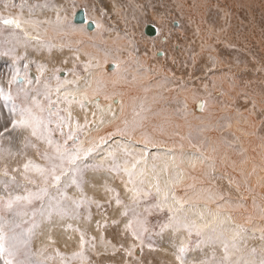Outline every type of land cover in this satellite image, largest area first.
<instances>
[{"label":"rangeland","instance_id":"1","mask_svg":"<svg viewBox=\"0 0 264 264\" xmlns=\"http://www.w3.org/2000/svg\"><path fill=\"white\" fill-rule=\"evenodd\" d=\"M28 2L46 4L47 7L37 8L31 15L27 10L21 14L18 7L20 0H0V83H6L10 74L19 69L21 82L25 74L31 78L33 84L30 87L40 90L41 100L46 107L43 92L45 83L48 84L51 100L55 104L53 111L58 108L65 114L64 109L68 108L74 120L83 126L79 135L82 146L87 149L99 145L84 159L87 167L82 170L84 191L103 205L101 208H97L96 204L85 205L75 219L65 217L61 220L55 217L56 220L46 221L45 234L38 233L30 244L31 250L38 253L36 258L43 260L52 257L47 264L61 260L53 248L56 243L65 258H70L73 252L79 250L80 233L76 231L77 228L88 236L97 237L94 249L85 246L89 264L104 254L112 259H107L108 262L104 257L100 261L99 257L100 262L94 264H175L174 257L168 258L164 253L174 255L178 239L188 245L189 254L194 249L198 250L197 257L193 255L191 261L221 257L222 246L209 239L213 225L202 229V235L195 231L189 235L185 230H180L176 235L177 232H172L174 230H162L160 226L167 222L169 208L175 206L173 194L175 200L191 205L185 208L189 221H194L197 213L204 210L205 203L212 213L217 209L222 213V209H226L239 214L243 208L247 211L246 205H250L252 200L260 202L257 194L264 199V188L256 189L255 183H250L251 178H261L264 183V0ZM79 8L86 11V20L93 21L94 28L88 29L86 23L74 22L76 9ZM5 17L20 19L21 28L5 25ZM146 24L157 28L155 35L145 33ZM89 64L103 68L105 73L114 71L118 67H115L116 64H122L123 74L115 83V92L109 93L111 89L105 84L98 87L102 91L109 88L107 95H111L112 100L106 97L107 91L103 94L93 89L98 83L93 84V88L90 82L78 85L79 81L83 83ZM226 82L229 90L237 91L236 98L232 94L222 95ZM58 85L61 86L59 94L56 91ZM80 89L82 96L78 95L76 99L70 97V105L63 100L65 95L73 96V92ZM187 95L190 99L207 96L214 106L209 107V104L208 112L212 108V113L216 115H197L200 111L191 110V104L185 98ZM92 98L99 106L95 104L96 101L87 102ZM107 99L115 108L103 115L100 107L105 106V101L110 103ZM80 102H83V107ZM123 106L128 107L124 109ZM201 106L197 102L195 109ZM189 111L193 115L192 125ZM9 115L8 108L0 102V124ZM101 138L107 143H101ZM117 145L128 147L146 159L138 167L135 177L137 187L141 189L137 211L144 213L149 227L144 234L143 244L124 234L125 218L116 211L114 199L108 202L115 193H119L124 203L130 204L133 195L129 191L133 185L128 183L127 176L111 171L110 161L106 159V154L113 150H116L118 157L122 155ZM38 148L43 152L45 145L38 144ZM195 152L203 154L204 162L201 168L195 166L193 169L190 161L194 159ZM27 154L38 158L34 149H27ZM170 156H174L176 161ZM23 159L21 156H5L0 161V168L6 164L11 172L12 168L22 164ZM99 163L105 167L96 168L95 165ZM165 164L168 165L167 170ZM141 168L144 170L143 177L139 176ZM3 179L0 177V181ZM140 179H143V184L139 183ZM157 179L161 189L159 194L155 187ZM106 188L114 189L115 193L106 192ZM4 192V185L0 182V195ZM75 192L76 189L72 188L68 194L71 196ZM164 192L169 193L166 202ZM209 192L212 199L206 200L204 197ZM220 196H223V201L219 200ZM157 203L161 204L160 208L154 207ZM256 207L258 209L259 205ZM89 214L90 220L86 219ZM224 217L226 235L231 237L240 225ZM102 218H107L108 223L97 228L96 222L103 223ZM112 220L120 223L113 224ZM61 229L66 235L57 237ZM101 235L104 243L100 242ZM48 236H51V243ZM133 244L135 248L131 247ZM246 246H249L248 241L242 245V249ZM251 248L254 247L250 246L244 253H251ZM129 249L131 256L127 252ZM255 249L258 256L263 252L259 245ZM156 257L160 259L158 262H155L158 260ZM79 261L73 259L71 264H80ZM57 263L61 264V261Z\"/></svg>","mask_w":264,"mask_h":264},{"label":"snow or ice","instance_id":"2","mask_svg":"<svg viewBox=\"0 0 264 264\" xmlns=\"http://www.w3.org/2000/svg\"><path fill=\"white\" fill-rule=\"evenodd\" d=\"M18 7L21 14L27 10L31 15L37 8L47 7V5L29 4L28 0H20ZM3 23L14 26L15 29L21 28V20L17 18L5 17ZM10 35L14 36L15 33H10ZM24 35L27 36L28 33L25 32ZM39 82L38 80L37 83ZM32 84L33 80L26 74L24 81L21 82L19 69L10 74L6 83H0V102L8 108L10 113L8 118L0 124V161L5 156L24 158L22 164L12 168L11 172L6 164L0 168V177L4 178L0 182L5 188L4 194L0 195V262L2 264H47V261L52 257H45L43 260L37 259L38 253L33 252L30 247L31 241L38 233L44 234L45 222L51 221L54 217L75 219L79 216L81 207L85 205L96 204L97 208L103 207L84 191L85 182L82 170L87 167L84 159L90 156L99 145L85 149L79 140V135L83 131V126L79 121L74 120L68 108L64 109L65 114H62L58 108L53 111L55 104L51 100V92L48 90L47 83L44 85L45 91L43 92L47 107L41 100L40 90L31 88ZM14 85L18 86L14 89ZM25 85L29 87H25ZM60 88L61 86L58 85L57 94H59ZM70 97L74 99L71 94L63 97V100L69 105ZM80 103L83 107V102ZM136 115L139 116V113ZM127 123L125 121L126 125ZM41 143L45 145L43 152L38 148V144ZM101 143L106 144L107 141L101 138ZM145 147H147V143ZM29 148L35 150L37 159L27 154ZM117 149L122 153L120 157L117 156L116 150H113L106 154V159L110 161L111 171L127 176L128 183L133 185L129 189L133 195L130 198L131 203L125 204L119 193H115L114 189L106 188V192L115 193L108 202L111 203L114 199L117 205L116 211L125 218L123 222L124 234L143 244L144 234L148 232L149 227L147 217L144 213L137 211L141 189L137 187L135 177L138 167L142 162H146V159L142 154H136L123 145H117ZM202 155V153H193L194 159L190 161L192 167L196 166V161ZM153 159H157V157H153ZM172 159L175 160V157L173 156ZM95 167L103 168L105 165L99 163ZM155 167L153 165V169ZM167 167L168 165L165 164V170ZM143 175L144 170L141 168L139 176L143 177ZM139 183L143 184V179H140ZM155 187L159 194L161 189L158 179ZM72 188H75L76 192L70 196L68 193ZM148 194L150 193H145V195ZM168 196L169 193L164 192L165 202ZM204 198L211 200L212 193L209 192ZM223 199V196L219 197V200ZM173 200L175 206L169 208L170 214L167 222L161 224V229L177 232L185 230L189 235L195 231L198 235H202V229L194 221H189L185 213V208L191 205L175 200L174 194ZM154 207L160 208L161 204L157 203ZM217 207L219 208V202H217ZM204 209L198 213V216L204 219L206 212L207 215L212 216L210 223H213V227L210 229L209 239L222 246L223 255L219 258L189 261V247L184 241L178 239L174 251L175 264H264V252L257 256L255 248L251 249V253L248 254L240 249L238 241L241 238V231H246V229L237 226L239 230L234 231L229 237L224 229L225 220L219 219L222 213L217 211L213 214L207 203H205ZM86 219L90 220L91 215L89 214ZM102 219L103 223L96 222L97 228L107 225V218ZM111 222L113 224L120 223L117 220ZM76 231L80 233L78 251L73 252L70 258H65L59 249L55 250L56 255L61 257V264H71L73 259H79L83 264L87 260L85 246L93 249L96 247L97 237L88 236L85 231L79 228ZM99 239L101 243H104L102 235ZM48 240L50 243L52 242L51 236H48ZM121 247L123 246L121 245ZM131 247L135 248L136 245L133 244ZM43 251L41 250V252ZM127 252L129 256L132 255L131 249Z\"/></svg>","mask_w":264,"mask_h":264},{"label":"bare ground","instance_id":"3","mask_svg":"<svg viewBox=\"0 0 264 264\" xmlns=\"http://www.w3.org/2000/svg\"><path fill=\"white\" fill-rule=\"evenodd\" d=\"M85 11V10H84ZM86 12V11H85ZM86 15V14H85ZM74 19V18H73ZM93 22V21H92ZM76 23H78V22H76ZM79 23H86V26H87V20H85L84 22H79ZM26 25V24H25ZM29 25H31V24H29ZM147 25V24H146ZM154 26V25H153ZM146 27V26H145ZM145 27H144V30H145ZM88 28V27H87ZM93 28H94V26H93ZM154 28H155V31H154V34H150V33H147V32H145L146 34H148V35H155V33L157 32V28L154 26ZM89 29V28H88ZM163 53V52H162ZM161 55V54H160ZM81 60H83V58L81 57L80 58ZM87 64V63H86ZM122 64H120V66L119 65H117L116 64V66L115 67H117L114 71H110V73H105V72H103L102 71V69L103 68H99L98 69V67H92L90 64L89 65H87L88 67H87V69H88V73H87V75H86V77L83 79V83H81L80 81H79V83H78V85L79 86H82V85H84V84H86L87 82H90V86L93 88V84H97L98 83V85L96 86V87H94L93 89H95L96 91H101L102 93L104 92V91H107V90H104V91H102L101 89L102 88H98L99 86H102L103 84H105V85H107L111 90L109 91V88H108V91H109V93H111V92H115V90H114V87H115V83H116V81H118L120 78H121V73L123 74V72H122V66H121ZM124 66V65H123ZM125 68H127V66H125ZM124 70V69H123ZM124 71H126V69L124 70ZM61 73H63V72H61ZM32 76H35L33 73H32ZM83 76V75H82ZM66 81L67 80H65V83H66ZM64 83V84H65ZM67 83H69V81L67 82ZM75 83V82H74ZM74 86V85H73ZM225 87H226V89L225 90H223L222 91V95L224 96V94L225 95H227V96H229V95H231L232 94V96H235L236 95V90H233V92L231 91V90H229L230 89V87H229V84L226 82V84H225ZM224 88V87H223ZM108 91L106 92V97L109 95H107V93H108ZM81 92H82V90L80 89V90H77L76 92H73V96L72 97H74V99H76L77 97H78V95H80V96H82L81 95ZM101 92H99V93H101ZM218 92V91H217ZM103 94H105V93H103ZM133 94V93H132ZM101 95V94H100ZM112 95H114V94H112ZM206 95V94H205ZM111 96V95H110ZM110 96H108L109 98H111ZM129 96V95H128ZM105 97V98H106ZM113 97V96H112ZM127 97V96H126ZM200 97V99H194V98H192V99H190V97L187 95V96H185V98H188L187 99V103H190L191 104V110H193V108H194V110H199L200 111V113H196V112H194V113H196L197 115H199V114H206V116H208V115H211V116H215L216 114H213L212 113V108H211V111L210 112H208V105L210 104L209 102H211V101H209L210 99H208V97L207 96H199ZM105 98H104V100H105ZM235 98H236V96H235ZM82 99V98H81ZM114 99V98H113ZM90 100H93V102H95L96 100L95 99H88L87 100V102H90ZM108 100V99H107ZM110 100H112V98L110 99ZM110 100H108V101H110ZM230 100V99H229ZM107 101V102H108ZM198 103H200V104H202V106H201V108L200 109H195V105H196V103L197 102ZM85 102H86V100H85ZM193 102H194V104H193ZM98 103H100V102H98ZM95 104L96 105H98L97 104V101L95 102ZM112 102L110 101V103H106V101H105V106L104 107H100V111H101V113L103 114V115H105L106 114V111H108V110H110V109H112L113 107L115 108V106H112ZM194 106H193V105ZM212 104H210L209 105V107L211 106ZM99 106V105H98ZM213 106V105H212ZM124 107V109L125 108H127L128 106H123ZM214 107V106H213ZM193 110V111H194ZM190 113V115H189V118H190V124L192 125V117H193V115H192V111H189ZM125 114V113H124ZM127 114V113H126ZM97 119V118H96ZM120 119V118H119ZM175 119V118H174ZM99 120V119H98ZM124 121V120H123ZM187 122V121H186ZM189 123V122H188ZM115 124V123H114ZM181 124V123H180ZM179 124V125H180ZM184 124V123H183ZM237 125V124H236ZM235 125V126H236ZM172 126V125H171ZM183 126V125H182ZM175 128V127H174ZM185 129V128H184ZM232 129V128H231ZM179 130V129H178ZM187 133V132H186ZM245 137H247V136H245ZM251 137V136H250ZM243 141H244V139H243ZM250 142V141H249ZM264 149V148H263ZM256 151V150H255ZM199 152V151H198ZM196 153V152H195ZM217 153V152H216ZM237 153V152H236ZM180 156V155H179ZM262 156V155H261ZM260 156V157H261ZM170 157H172V156H170ZM226 157V156H225ZM254 157V156H253ZM173 160V159H172ZM214 160V159H213ZM218 160H220L219 158H218ZM225 160V159H224ZM256 160V159H255ZM176 161V160H175ZM201 161H203L204 162V159L202 158V157H200L197 161H196V166H199L200 168H201ZM210 161V160H209ZM226 161V160H225ZM178 162V161H177ZM244 162V161H243ZM251 162V161H250ZM232 163V162H231ZM261 163H262V161H261ZM227 164H229V163H227ZM211 165V164H210ZM233 166V165H232ZM253 166V165H252ZM206 167V166H205ZM193 168V167H192ZM206 168H208V167H206ZM244 168V167H243ZM253 168V167H252ZM194 169V168H193ZM199 169V168H198ZM190 170V169H189ZM200 170V172H202V170L201 169H199ZM234 170V169H233ZM237 170H238V168H237ZM256 170V169H255ZM259 170V169H258ZM263 170V169H262ZM184 171V170H183ZM204 171H206L205 169H204ZM182 172V171H181ZM256 172V171H255ZM205 173V172H204ZM208 173V172H207ZM206 173V174H207ZM185 174V173H184ZM183 174V175H184ZM203 174V173H202ZM263 174V173H262ZM180 175V174H179ZM247 175H248V171H247ZM189 176V175H188ZM256 176V175H255ZM210 177V176H209ZM230 177V176H229ZM248 177H249V175H248ZM167 178V177H166ZM231 178V177H230ZM184 179H186V178H184ZM244 179V178H243ZM192 180V179H191ZM262 180L263 179H261V178H251L250 179V183H255L254 184V186L256 187V189H262V188H264V185L262 186ZM186 181V180H185ZM194 181V180H193ZM244 181V180H243ZM199 182H200V180H199ZM170 183V182H169ZM187 183V182H186ZM191 183V182H190ZM204 183V182H203ZM264 184V183H263ZM186 186H189L188 184L186 185ZM259 190V191H260ZM262 191L264 192V189H262ZM182 193V192H181ZM243 193V192H242ZM180 194V193H179ZM255 195V194H254ZM172 197V196H171ZM246 197V196H245ZM249 197V196H248ZM256 197V196H255ZM105 198V197H104ZM250 199V198H249ZM252 199V198H251ZM257 199L258 200H260V202L259 203H257V202H254L253 200L250 202V205H249V203L246 205L247 207V211L245 212V210H244V208H243V210H241V212L239 211V214H238V212H236V213H233V212H231L230 210H228V211H226V209L224 210V209H222V211L223 212H225V214H222L220 217H219V219H222L224 216H226L227 217V220H229V222L230 221H234V222H236V224H239L240 226H242V228L243 229H246V231H242L241 232V238L239 239V241H238V245H239V247L241 248V250L243 251V252H245V251H248V248L250 247V246H252V247H254V248H256V246H261L262 247V250H263V252H264V212L263 213H261V210L263 209V207H264V199H262L261 198V195H259V194H257ZM172 200H173V198H172ZM255 200V199H254ZM221 201H223V200H221ZM171 202H174V201H171ZM198 203V202H197ZM174 203H172V205H173ZM196 204V203H195ZM240 204V203H239ZM199 205V204H198ZM257 205H259V208L257 209ZM221 206H222V204H221ZM224 206H226V204L224 205ZM195 207V206H194ZM209 207V206H208ZM198 208V207H197ZM205 210V209H204ZM264 210V209H263ZM196 211H197V209H196ZM217 211H219L220 213H221V211L219 210V209H217ZM216 211V212H217ZM216 212H214L213 214H215ZM222 212V213H223ZM228 212V213H227ZM197 213V212H196ZM199 213V212H198ZM198 213H197V217L195 216V220H194V222L196 223V225H198L201 229H204V230H206L205 228H206V225H207V228H208V226H212L213 225V223H210V221H212V216H209V215H207V212H206V216H205V218H204V220L203 219H201V218H199V216H198ZM230 217V219H228ZM55 218V217H54ZM225 218V217H224ZM60 219V218H59ZM55 220H56V218H55ZM62 220V219H61ZM54 221V220H53ZM48 224V223H47ZM46 224V225H47ZM235 224V223H234ZM173 233H176L177 231H172ZM171 233V232H170ZM44 234H45V232H44ZM169 234V233H168ZM172 234V233H171ZM43 235V234H42ZM53 235V234H52ZM66 235V232L63 230V229H61L60 230V232H58V235H57V237H60V236H65ZM167 235V234H166ZM176 235H178V232L176 233ZM39 236H41V235H39ZM164 236V235H163ZM162 236V237H163ZM165 237V236H164ZM176 237V236H175ZM161 238V237H160ZM61 239V238H60ZM168 239V238H167ZM173 239V238H172ZM185 239V238H184ZM187 239V238H186ZM168 240H170V239H168ZM175 240V239H174ZM34 241H36V240H34ZM79 241V240H78ZM176 241V240H175ZM248 241V245L249 246H246V247H244V249H242V245L244 244H246V242ZM166 242V241H165ZM163 243V242H162ZM170 243H172V242H170ZM172 245V244H171ZM31 246V245H30ZM164 247V246H163ZM55 250L57 249V243L54 245V247H53ZM70 248H72V247H70ZM70 248H68V250L70 249ZM173 248V247H172ZM175 248H176V245H175ZM260 248V247H259ZM258 248V249H259ZM159 249V248H158ZM252 249V248H251ZM261 249V248H260ZM101 250V249H100ZM100 250H97V251H100ZM142 251H143V248H142ZM146 251V250H145ZM163 251V250H162ZM197 251L198 250H192V253L191 254H188V259H189V261H191V257H193V255H196L197 254ZM210 251V250H209ZM209 251H208V253H209ZM159 252V251H158ZM157 252V253H158ZM169 252V251H168ZM162 253V252H161ZM199 253H200V251H199ZM207 252L205 253V254H208ZM172 254V253H171ZM158 255V254H157ZM156 255V256H157ZM161 255V254H160ZM164 255H167L168 256V258L169 257H174V255H170V253L169 254H167V252H166V254L164 253ZM200 255V254H199ZM71 256V255H70ZM98 256H99V254H98ZM258 256V255H257ZM41 257V256H40ZM100 257V261L105 257V259L107 260V259H112V257L111 256H109V255H107L106 256V254H104V255H101V256H99ZM99 257H97V258H94L93 260H94V262H92V264H94V263H98V261H99ZM154 257V256H153ZM159 257V256H158ZM196 257H197V255H196ZM68 258V257H67ZM157 258V257H156ZM160 258V257H159ZM162 258V257H161ZM160 258V259H161ZM54 259V258H53ZM145 259V258H144ZM154 259V258H153ZM158 259V258H157ZM160 259H158L157 261H155V262H158ZM56 260V259H55ZM58 261H61L60 259H58ZM57 261V262H58ZM99 261V262H100ZM108 261V260H107ZM154 261V260H153ZM200 261V260H199ZM57 262H50L51 264H60V263H57ZM80 262V264H82V262L81 261H79ZM109 262V261H108ZM110 262H112V261H110ZM1 263V262H0ZM153 263V262H152ZM76 264V263H75ZM83 264H89L88 263V259H87V262L86 261H84L83 262ZM101 264V263H100ZM133 264H135V262H133ZM172 264V263H171Z\"/></svg>","mask_w":264,"mask_h":264},{"label":"water","instance_id":"4","mask_svg":"<svg viewBox=\"0 0 264 264\" xmlns=\"http://www.w3.org/2000/svg\"><path fill=\"white\" fill-rule=\"evenodd\" d=\"M86 20V15H85V11L83 8H79L77 9V11L75 12L74 15V22H84ZM94 26V23L89 20L87 21V27L89 29H92ZM155 28L152 24H147L145 27V32L150 33V34H154ZM110 66H113V64H110Z\"/></svg>","mask_w":264,"mask_h":264},{"label":"crops","instance_id":"5","mask_svg":"<svg viewBox=\"0 0 264 264\" xmlns=\"http://www.w3.org/2000/svg\"><path fill=\"white\" fill-rule=\"evenodd\" d=\"M77 10V9H76Z\"/></svg>","mask_w":264,"mask_h":264}]
</instances>
